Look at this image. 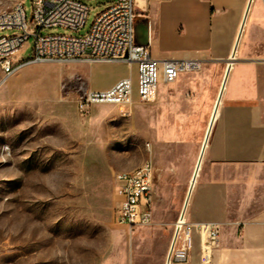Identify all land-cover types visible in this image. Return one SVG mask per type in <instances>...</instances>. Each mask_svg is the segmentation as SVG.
Returning a JSON list of instances; mask_svg holds the SVG:
<instances>
[{
	"label": "rangeland",
	"instance_id": "1",
	"mask_svg": "<svg viewBox=\"0 0 264 264\" xmlns=\"http://www.w3.org/2000/svg\"><path fill=\"white\" fill-rule=\"evenodd\" d=\"M85 1L91 10L79 31L55 26L41 33L87 34L112 0ZM16 2L0 0V11ZM32 6L25 0L29 19ZM169 11L164 20L159 11L154 14L155 35L164 21L165 45L178 46ZM151 48L155 53L178 47ZM136 71V63L31 64L0 85V264H165L208 109L193 132L176 137L165 132L169 123L153 124L154 101L128 111L117 105L78 111L83 91L108 87L125 75L136 78ZM150 157L156 167L153 222L120 223L115 174L135 170Z\"/></svg>",
	"mask_w": 264,
	"mask_h": 264
},
{
	"label": "crops",
	"instance_id": "2",
	"mask_svg": "<svg viewBox=\"0 0 264 264\" xmlns=\"http://www.w3.org/2000/svg\"><path fill=\"white\" fill-rule=\"evenodd\" d=\"M170 9L178 46L165 45L164 21L155 35L154 14L164 20ZM137 13V30L149 21L154 57L199 63L159 83L153 124L169 123L164 130L172 137L187 135L208 109V138L204 148L205 134L200 141L179 211L188 201L190 221L219 222L220 243L207 261L197 238L190 259L179 264H264V0H137ZM138 39L146 40L139 30ZM151 47L178 48L153 53ZM138 103L144 102L135 95Z\"/></svg>",
	"mask_w": 264,
	"mask_h": 264
},
{
	"label": "built area",
	"instance_id": "3",
	"mask_svg": "<svg viewBox=\"0 0 264 264\" xmlns=\"http://www.w3.org/2000/svg\"><path fill=\"white\" fill-rule=\"evenodd\" d=\"M32 1L31 19L26 13L25 0H17L0 17V31L12 30L0 36V85L31 64L132 62L137 64L136 78L132 74L125 75L109 87L86 89L76 101V107L82 114L97 105H117L128 111L133 107L135 95L144 103L155 101L161 81L174 82L182 70L199 66L197 59H158L152 55L149 25L146 41L138 39L137 0H112L97 14L85 35L41 33L42 29L55 26L79 31L86 25L91 10L85 0ZM31 36L35 37L34 47L31 55L25 58L22 53ZM154 175L152 158L135 176L115 174L120 223L133 226L153 222L151 194ZM220 228L217 221H190L185 206L174 222L165 264L187 262L197 238L203 259L209 261L212 250L220 243Z\"/></svg>",
	"mask_w": 264,
	"mask_h": 264
},
{
	"label": "bare ground",
	"instance_id": "4",
	"mask_svg": "<svg viewBox=\"0 0 264 264\" xmlns=\"http://www.w3.org/2000/svg\"><path fill=\"white\" fill-rule=\"evenodd\" d=\"M11 9V8H10ZM10 9H5V10H1L0 11V17L2 16V14H3V12H5V11H8V10H10ZM138 30H139V34H141V36L142 37H144L145 36V33H146V31H145V29L143 28V27H139L138 28ZM231 59H234V58H232L231 57ZM127 64H129V65H131V64H134V63H132V62H130V63H127ZM217 103V102H216ZM217 106V105H216ZM214 117V116H213ZM208 132H209V128H207V130H206V133H205V136H204V141H205V139H206V141H207V138H208ZM203 141V143H202V148H204L203 146H204V143L206 144V141L204 142ZM202 151V150H201ZM201 156V155H200ZM199 156V157H200ZM198 157V161H197V165H196V168H195V170H194V172H193V176H192V178H191V180H190V189L193 187V185H194V183H195V181H196V178H197V176H198V172H200V169H201V165H202V158H199ZM202 157V156H201ZM151 159H149V160H147L143 165H141V166H139L138 168H136L135 170H132V171H124V170H121V171H119L118 173L119 174H122V175H127V176H135V175H137L138 173H139V171L141 170V168H144L146 165H148V163H149V161H150ZM190 189H189V191H190ZM185 206H187L188 207V201H185L184 203H183V208L182 209H184L185 208Z\"/></svg>",
	"mask_w": 264,
	"mask_h": 264
},
{
	"label": "water",
	"instance_id": "5",
	"mask_svg": "<svg viewBox=\"0 0 264 264\" xmlns=\"http://www.w3.org/2000/svg\"><path fill=\"white\" fill-rule=\"evenodd\" d=\"M138 27V26H137ZM147 27H148V24H146L145 25V31H146V33H145V35H146V39H147ZM137 34H138V30H137ZM146 41V40H145ZM142 42H144V41H142ZM181 211V210H180ZM180 211H179V213H180Z\"/></svg>",
	"mask_w": 264,
	"mask_h": 264
}]
</instances>
